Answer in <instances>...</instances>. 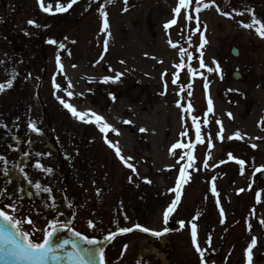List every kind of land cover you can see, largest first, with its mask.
<instances>
[{
  "label": "rangeland",
  "instance_id": "374dc122",
  "mask_svg": "<svg viewBox=\"0 0 264 264\" xmlns=\"http://www.w3.org/2000/svg\"><path fill=\"white\" fill-rule=\"evenodd\" d=\"M57 2L44 0L53 6L46 13L38 8V0H0V83L16 73L12 87L0 92V191L8 193L0 198V205L16 201L21 227L34 233L37 241L53 219L71 220L73 227L91 237H103L137 222L159 231L166 227L163 210L175 199L170 189L175 188L181 165L187 163V158H179L191 150L190 179L183 183L180 201L168 221L173 229L162 237L137 231L116 238L105 251L106 264H201L191 239L192 223L197 225L199 246L206 249L205 264H246L245 249L253 236L257 237L253 264H264V224L260 223L264 219V180L259 177L264 170V38L240 23L251 22L252 12L247 9L264 21V0H215L199 13L200 31L206 39L200 49L203 59L215 69L214 59L220 68L212 72L199 67L200 51L196 49L201 37L195 30L194 0L179 15L173 12L178 0H128L127 5L124 0H77L66 12L55 11ZM100 5L108 12L111 32L107 52L103 46L106 33L100 31ZM217 6L231 15H222ZM188 13L192 20L186 19ZM173 18L177 23L166 32L164 24ZM29 20L36 23L30 25ZM50 38L65 48L48 43ZM169 39L176 48L169 45ZM180 47L192 52L190 63L198 69L196 74L188 72L186 57L185 67L175 68L180 63ZM231 47L238 49L237 56L231 55ZM58 52L62 70L56 64ZM165 70L167 75L162 78ZM235 70L241 74L239 80L231 76ZM117 72L123 73L118 82L102 81ZM174 72L179 75L177 84L172 83ZM53 77L73 95L54 89ZM188 83L191 89L185 87L181 92L180 85ZM57 96L79 111L90 109L103 116L118 133H102L96 123L73 117ZM209 98L211 113H207ZM189 102L191 114L183 110ZM193 115L203 143L196 140ZM29 120L41 129L39 134L28 128ZM217 121L226 127L225 139L219 142L215 140L221 127ZM185 130L188 135L182 137ZM237 131L242 138L227 139ZM105 136L120 148L121 155L132 158L128 163L136 172L116 155ZM178 141L195 144L192 149L170 151ZM229 152L245 161L243 174L237 160H228ZM37 161L53 171L36 169ZM28 180L50 187L51 194L40 192L22 200L24 187L35 190ZM213 182L218 195L211 191ZM28 217L32 224L27 223ZM180 218L185 222L181 230ZM89 220L95 227L89 228Z\"/></svg>",
  "mask_w": 264,
  "mask_h": 264
},
{
  "label": "snow or ice",
  "instance_id": "6c2138e0",
  "mask_svg": "<svg viewBox=\"0 0 264 264\" xmlns=\"http://www.w3.org/2000/svg\"><path fill=\"white\" fill-rule=\"evenodd\" d=\"M110 3L111 0H108ZM125 5H127L128 0H124ZM39 6L41 9L46 12L50 13L52 12V4L49 3L45 5L44 0H38ZM77 3V0H68L66 4L60 3L59 0L55 5V11L56 12H66L69 9L72 8V6ZM213 4H215V0H211V2H204V0H194V8L192 9L197 14L195 16V19L198 21L196 25V31H200V23H199V13L203 9H207L211 7ZM193 5V0H178V6H176L173 9V12L177 15L181 13L182 9L188 10ZM127 7L124 8V11H127ZM217 11L220 12L224 16H230L231 14L227 11H222L219 6H217ZM235 11V9H233ZM248 12H252L251 22L245 23L243 21H240L241 25L245 28L255 29V32L261 37L264 38V21H262L260 18L256 17L254 11L252 9H247ZM99 15L102 20V27L100 29L101 32H105L106 36L103 42L104 51L107 52L108 50V37L111 36V32L109 31V20H108V12L106 11V8L104 5H100L98 8ZM243 15V13H240ZM194 17L191 15V13H188L186 15L187 20H192ZM28 23L30 25H34L36 22L34 20H29ZM177 23L176 18L170 19L164 24V29L167 32L170 25H174ZM204 28H207V25H204ZM200 37H201V43L199 47L196 49L197 51H200V49L203 48L204 44L206 43V39L204 36V32L200 31ZM67 39V37L65 38ZM48 43L53 45H58L60 49H64L65 45L63 43L58 42L55 39H49ZM168 43L173 48L177 47V44L173 42L171 39L168 40ZM189 46H191V36L188 38ZM71 54V53H69ZM203 52L200 51V57H199V67L200 68H206L209 72L212 71H219V64L213 59V63L216 65L215 69L212 67H209L205 64V61L203 59ZM179 57H180V63L175 64V68L177 70H180L185 67V57L187 58V61L189 62L187 65L188 72L190 75H194L198 72V69H194L191 66V61L193 60V54L192 52L188 51L184 47L179 48ZM100 59H103V55ZM124 61H121L123 63ZM162 62V61H161ZM99 63V61H97ZM56 64L58 69L62 70L63 65L61 63V57L59 52L56 55ZM110 67V66H109ZM111 70V69H110ZM16 73L13 72L12 77L9 78L6 82L0 83V92H3L6 90V88H10L13 85V80L15 78ZM123 75V73L117 72L114 76L106 75L102 78L103 82L112 81L113 83H116L119 81L120 77ZM167 75V70H165L164 73H162V78ZM201 76H203V73H200ZM172 83L177 84L179 80L178 72L172 73ZM205 83L204 88H208L207 78L204 77ZM165 91L167 89V81H165ZM69 88H71V82H69L68 85ZM187 87L188 89H191L192 84L188 83L186 85L181 84L180 85V91L182 92L184 88ZM53 88L56 90H63L66 91V94L68 97H71L73 95L72 91H69L67 89H61V85L56 82L55 77H53ZM165 93H161L163 95ZM110 96H112V99L115 100V96L112 93H109ZM192 92H188V96H191ZM59 102L72 114L73 117L77 118L78 120H81L85 123H96L97 126H99V129L102 133H107L109 130L112 132H117L118 130L113 127L111 124H109L105 118L96 112L92 110L87 111H79L73 104L68 103L66 99L62 98L61 96L56 97ZM178 107H182L180 103V100L176 101ZM184 111L189 112L191 114L192 111V104L189 102L187 104V107L183 109ZM213 112V102L209 98L208 100V108L207 113ZM207 113H205V116H207ZM229 117L232 116L231 113H228ZM91 118H94L91 119ZM127 123H131L130 121H126ZM192 122L193 127H195V135L196 140L203 143V140L201 138V130L200 126L197 123V117L192 116ZM204 123L207 124V119L204 120ZM261 123H264V119H262ZM217 124H220L221 127L219 131L217 132V137L221 140L225 139V137L222 135V133L225 131L222 123L220 121H217ZM28 128L36 133H40L41 129L37 127L36 122L29 120ZM140 131H146L145 129L141 128ZM180 135L187 136V130L180 133ZM233 136L237 138H242L241 133L239 131L235 132L232 136H228L227 139H232ZM106 142L115 147L116 149V155L120 157L122 161H124L127 165V167L131 168L134 172H136V169L133 164L128 163L129 160H131V157L125 158L123 155H121V150L117 145H114L111 140L107 139V136H105ZM209 147H212L211 140L212 137L209 136ZM253 148H256V144L251 145ZM194 145L192 143H182L177 142L174 143L171 146L170 151H173L178 148H185V149H192ZM25 155H28L25 153ZM36 155H41V153H37ZM47 155H51L48 153ZM228 160H237L236 157L233 156L232 153L227 154ZM187 158V163L185 165H181L179 169V176L176 181L175 188L170 189V191L175 192V199L171 201V203L163 210V221L165 224L168 223L170 215L175 211L177 204L180 201L181 198V192L180 189L183 185V183H187L190 179V174L187 172V168H190L194 165V156L191 150L185 151L182 156H180L179 160H184ZM0 159H3L0 157ZM179 160L177 163H179ZM221 163H224L225 161H220ZM238 164L241 166V171L243 174V166L245 164V161L243 159L237 160ZM207 161H205V167H207ZM36 169L43 170L44 172L51 173L53 171L50 167H45L42 165L39 161H37L34 165ZM264 167V166H261ZM261 168H257L256 171L259 172ZM19 171L21 173H24V168L20 167ZM27 177V174H25ZM138 175V173H137ZM131 180V177H129ZM146 182L151 183L150 180H148L146 177L144 178ZM215 178H213V181ZM11 181H9L10 183ZM28 183L30 185H33L34 188L37 190V194L40 192L51 194L52 189L48 186H42L39 181H36L33 183L32 180H28ZM211 191L214 195H218L215 184L213 182ZM239 191H244V189H240ZM260 192L256 193L257 202H260ZM8 193L6 190L0 191V198L7 197ZM49 199L53 200L52 207H55V200L54 197L49 195ZM217 204H219V201L217 200ZM69 207H71V204H69ZM20 209L18 207V204L16 201H12L7 205H0V260H5L6 264H96L97 260L99 264H106L105 260V249L101 246L102 241L98 240L97 238L89 237L88 235H84L81 232L75 230L74 227H72V221L68 220L66 222L60 221L59 219H53L49 222L48 226L45 227L43 231L42 239L37 241L36 239H33L34 233H30L26 230H24L22 225V219L19 218L18 213ZM16 213V214H14ZM63 215V213H61ZM220 215L222 217L221 223L224 222V210L223 208L220 209ZM198 217H195L196 219ZM127 219V217H125ZM27 223L32 224L33 221L30 217L27 218ZM181 227L185 226V222L183 220L179 221ZM261 224H264V219L260 220ZM89 228L95 227L92 220L88 221ZM252 225H248L249 231H251ZM135 229H140L141 231L145 233H151L155 237H162L164 234L169 232L168 227H163L161 230H153L149 227L142 226L141 224H135L133 227H119L118 233L124 234L132 232ZM61 229H68L71 232V235L77 239H68V238H61L58 233ZM116 231L109 232L107 235L103 237L105 241H108L112 238H114L117 234ZM191 239L193 245H195V251L199 253L200 262L201 264H205V252L206 249H202L198 242H197V225L196 223H192L191 225ZM209 245L211 244V236L208 238ZM70 245V250L66 248V246ZM257 245V237L253 236L251 239V242L247 245V248L245 249V255H246V264H253V248ZM127 246L125 245V248Z\"/></svg>",
  "mask_w": 264,
  "mask_h": 264
},
{
  "label": "water",
  "instance_id": "95a60500",
  "mask_svg": "<svg viewBox=\"0 0 264 264\" xmlns=\"http://www.w3.org/2000/svg\"><path fill=\"white\" fill-rule=\"evenodd\" d=\"M237 52H238V51H237L236 48H232V54H233V55H236ZM233 77H234L235 79H237V78L240 77V74L237 73V72H234V73H233ZM260 175H261L262 178H264V172H262ZM58 235H59L61 238L77 239V238H75V237H73V236L71 235V232H70L68 229H61L60 232L58 233ZM108 241H109V240H108ZM108 241L103 240L102 243H101V246L104 248L105 245L108 243ZM66 248H67L68 250H70V245L66 246ZM0 264H6V261H5V260H0ZM96 264H99L98 260H97Z\"/></svg>",
  "mask_w": 264,
  "mask_h": 264
},
{
  "label": "bare ground",
  "instance_id": "6f19581e",
  "mask_svg": "<svg viewBox=\"0 0 264 264\" xmlns=\"http://www.w3.org/2000/svg\"><path fill=\"white\" fill-rule=\"evenodd\" d=\"M256 43H259L260 46H261V42L260 41H256ZM223 127H224V130H225V125L223 124ZM120 138L124 139V134L123 133H120Z\"/></svg>",
  "mask_w": 264,
  "mask_h": 264
}]
</instances>
